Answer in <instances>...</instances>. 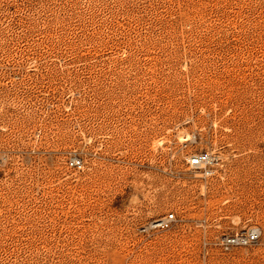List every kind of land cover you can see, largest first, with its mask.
<instances>
[{"label": "rangeland", "instance_id": "374dc122", "mask_svg": "<svg viewBox=\"0 0 264 264\" xmlns=\"http://www.w3.org/2000/svg\"><path fill=\"white\" fill-rule=\"evenodd\" d=\"M0 264H264V0H0Z\"/></svg>", "mask_w": 264, "mask_h": 264}, {"label": "built area", "instance_id": "2783aa9c", "mask_svg": "<svg viewBox=\"0 0 264 264\" xmlns=\"http://www.w3.org/2000/svg\"><path fill=\"white\" fill-rule=\"evenodd\" d=\"M209 158H210V156H209V154L207 152L194 154V155L191 156L190 162H191L192 165L196 166V165L204 163L205 161H208ZM73 164L75 166L79 165L80 164V160L79 159H74L73 160ZM173 219H174V214L173 213H169V214H167L165 216V218L156 221L153 226L155 228H157V227H161V228L168 227L169 226V221H171ZM257 238H258V236H257L256 231H252L251 233H249L247 239H248V241L252 242V241L257 240Z\"/></svg>", "mask_w": 264, "mask_h": 264}]
</instances>
